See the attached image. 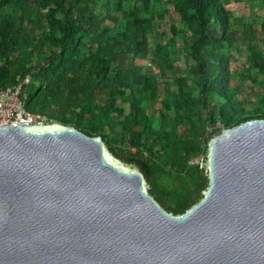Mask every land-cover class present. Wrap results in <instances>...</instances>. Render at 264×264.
<instances>
[{
  "label": "trees",
  "instance_id": "trees-1",
  "mask_svg": "<svg viewBox=\"0 0 264 264\" xmlns=\"http://www.w3.org/2000/svg\"><path fill=\"white\" fill-rule=\"evenodd\" d=\"M26 76L27 110L101 134L182 213L209 184L192 160L210 134L264 118V0H0V89Z\"/></svg>",
  "mask_w": 264,
  "mask_h": 264
},
{
  "label": "water",
  "instance_id": "water-1",
  "mask_svg": "<svg viewBox=\"0 0 264 264\" xmlns=\"http://www.w3.org/2000/svg\"><path fill=\"white\" fill-rule=\"evenodd\" d=\"M201 165L203 196L174 213L101 134L0 123V264H264V118L212 132Z\"/></svg>",
  "mask_w": 264,
  "mask_h": 264
},
{
  "label": "built area",
  "instance_id": "built-area-1",
  "mask_svg": "<svg viewBox=\"0 0 264 264\" xmlns=\"http://www.w3.org/2000/svg\"><path fill=\"white\" fill-rule=\"evenodd\" d=\"M30 81V76L24 77L18 83L0 89V123L10 120L37 121L50 120L45 113L30 112L27 110L25 100L21 97L23 85ZM194 162H202L203 158L198 156Z\"/></svg>",
  "mask_w": 264,
  "mask_h": 264
},
{
  "label": "rangeland",
  "instance_id": "rangeland-1",
  "mask_svg": "<svg viewBox=\"0 0 264 264\" xmlns=\"http://www.w3.org/2000/svg\"><path fill=\"white\" fill-rule=\"evenodd\" d=\"M233 8V11L235 12V14H241L243 11L247 10V7L245 6V2L244 1H233L230 4ZM258 22H260V20H258ZM246 57L244 55L241 56V60H238L237 62H235L233 64V67L235 69L239 68L241 65V61L244 60ZM137 61L141 64L144 65L145 69H155L156 71H158L157 65L155 63H152L150 61H148L145 58H138ZM180 64L184 67L185 66V62L184 60L180 61ZM243 86H244V92L242 94V96H248L249 98L255 99L257 96V90H258V86L257 85H250L247 82H242L241 80H239ZM127 105V109H128V103ZM154 111H156V109H154Z\"/></svg>",
  "mask_w": 264,
  "mask_h": 264
}]
</instances>
